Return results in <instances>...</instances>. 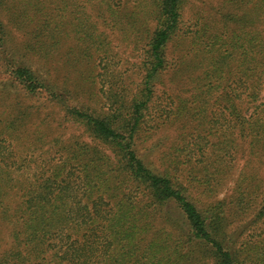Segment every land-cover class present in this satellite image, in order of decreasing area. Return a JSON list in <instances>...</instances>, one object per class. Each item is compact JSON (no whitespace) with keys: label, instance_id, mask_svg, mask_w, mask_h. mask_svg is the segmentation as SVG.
<instances>
[{"label":"trees","instance_id":"16d2710c","mask_svg":"<svg viewBox=\"0 0 264 264\" xmlns=\"http://www.w3.org/2000/svg\"><path fill=\"white\" fill-rule=\"evenodd\" d=\"M188 1L0 0V76L21 93L52 96L44 112L34 97L0 92V264H264L260 184L237 180V228L227 203L200 207L207 195L192 193L195 183L212 188L208 161L217 172L229 168L232 142L239 150L246 142L249 161L264 165V0L221 3L219 24L235 25L226 41L199 20L194 34L182 32ZM100 20L142 47L134 88L114 78L113 41ZM183 39L200 49L176 63L170 46ZM59 44L60 64H78L62 85L29 59L48 65ZM95 57L103 105L91 109L72 103L67 85H79ZM173 64L170 81L187 75L191 102L171 98L153 113ZM213 102L224 110L209 115ZM185 121L191 140L183 133L165 161L150 162L159 145L143 153L140 144Z\"/></svg>","mask_w":264,"mask_h":264},{"label":"rangeland","instance_id":"374dc122","mask_svg":"<svg viewBox=\"0 0 264 264\" xmlns=\"http://www.w3.org/2000/svg\"><path fill=\"white\" fill-rule=\"evenodd\" d=\"M223 1L224 0H189L184 7V17L181 23L182 32L190 35L194 34V32L199 29V26L197 25V20H199L202 21L205 25H208L209 23L212 29L211 33L217 32L223 37L224 41L228 40L230 36L228 35V33L229 31H231L232 34V31L235 29V25L233 24L230 26L229 29H225L224 26L219 24L221 19L220 13L227 12H221L220 10L221 3H223ZM210 10H212V12L210 13V15H207V12H209ZM212 14L216 15V18L213 17ZM99 27L100 32H104L105 36L111 41H113L110 45L114 49L113 54H115L116 57L115 61L112 62V64L115 66L114 68L116 69L115 73L113 74L114 78L118 81L124 80L123 83H120L121 88H123L124 86L134 88V86H136L139 82V78L134 76V73L137 71V63L142 55V47L138 46L136 42L129 40L127 41V39L119 31L115 32L114 29L110 28V26H108L107 24H105V22L101 20ZM215 29H219V31ZM16 40L17 42H20L21 39L19 40V36H17ZM191 44L192 43L188 39H183L181 41L178 40V42H175L170 46V50L174 53L172 58H176V63L177 60H183V57L186 56V52L189 53L190 51H193L195 49H200L199 42L196 44ZM220 46L221 44H219L217 47ZM223 48L224 46L222 44V49ZM65 50L66 48L60 46L59 44V46L56 47L52 52V63H49L48 65L42 64L39 58L35 59L31 56L29 57V59L31 60V66H33L34 70H38V73H40L43 77L47 78L48 80L54 81L59 85H62V82H64L65 79H67L68 77H72V74H75V69L78 66V64H74L73 67L69 68L67 64H60V62H63L62 54H64ZM188 59H190V56L189 58H187V60ZM175 64H173L171 68L172 71L168 73L165 77H163V82L167 86L165 84L158 85V94L156 96L157 99L154 103L155 110H153V113L156 110L160 109L159 105L168 108V100L171 98L175 99L176 101L181 100L188 101L189 103L191 102V87L189 86L191 80L187 78V75L183 76L180 80H177L176 83H174V81L173 83H171L170 81V78L174 74L173 69L175 68ZM87 66L89 67L88 76H83L82 81L79 83V85H67V87L69 88L68 90L70 94H72V96L70 97L72 103H78L77 105L81 103L80 106H86L90 107L91 109H96L103 105L101 101V96L95 93V90H97L98 88V73L100 72V64L97 58L95 57L94 61L90 60ZM80 67L82 68V66ZM91 67L94 68V72H91ZM169 84L171 86H174L172 88H169ZM5 86L11 91V93L14 94L13 97H34L31 100V103L34 106L41 107L44 112L51 111V105L47 101V97L52 96H49L48 92L42 91L38 95H27L25 92L21 93V88L16 85L13 79L7 78L5 75H1L0 92L4 90ZM163 91H165L166 93H168V95H171L172 97H166ZM25 100L26 102H30L29 99ZM219 105L221 104L217 105L213 102V105L211 104L209 109V115H212L215 112L218 113V111H223V107ZM153 117L156 121H158L159 116L157 114H152L151 120H153ZM192 129V124L187 121L174 125L164 126L163 129L159 132V134L154 137L155 139L148 137L146 143L140 144V147L143 149L142 152L144 153L145 151L147 152L151 149H155L153 146H151L152 142L155 145H159L158 148H156L149 157L150 162L158 166L159 161H161V158H163L164 161L167 159L166 155H163L168 152H164L166 149H170L172 148V146H181L184 143L183 138H181L183 133L186 141L191 140L190 138ZM216 140L217 139H213L212 143H216ZM159 142H161V144H158ZM231 149V156L226 160V162H231V165L229 166V168L226 169V171L221 170L222 168H219V172L215 171L211 167L210 162L208 161L210 171L209 179L212 180V188H208V186H201V188L199 186L196 187L197 184L195 183V188L193 189L192 193L195 196L207 195L202 199L201 203L200 201L198 202L200 207L209 208L218 201H224L225 203H227L226 209L229 212L227 213V215L231 214V219L229 220V223L231 225L230 228H237L240 225V222L243 221L241 220V217L236 216L237 209L232 208L233 199L231 198L233 195H235L236 188L238 186L237 180L243 179L245 185L247 184V180L253 186L260 184L262 191H264V168L261 169L262 167H264V165H262L260 161L256 159L252 162L249 161V147L246 142L241 143L240 150L238 149L237 143L233 144L232 142ZM180 159L182 160L184 159V157ZM180 166L186 170L184 171V174L187 172V170H190L189 162H184L183 164H180ZM194 176H196L197 178L201 177L199 173L195 174ZM253 176L255 177L254 180L252 179ZM259 234L260 232L251 235Z\"/></svg>","mask_w":264,"mask_h":264}]
</instances>
